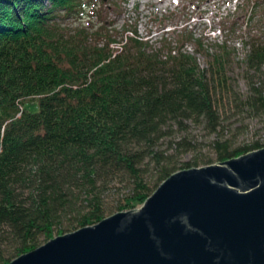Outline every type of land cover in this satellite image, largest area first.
<instances>
[{
    "label": "trees",
    "instance_id": "obj_1",
    "mask_svg": "<svg viewBox=\"0 0 264 264\" xmlns=\"http://www.w3.org/2000/svg\"><path fill=\"white\" fill-rule=\"evenodd\" d=\"M95 10L88 0H0V264L50 237L54 225L64 232L97 221L144 199L174 170L214 161L179 165L174 152L196 146L188 121L218 131L228 101L264 112V40L251 38L246 90L238 91L226 38L201 50L204 38L184 26L178 39L157 43L136 25L126 32L107 16L93 19ZM73 12L87 21L67 20ZM198 51L209 57L205 66ZM33 99L38 107L27 104ZM261 145L215 139L217 159ZM120 173L130 192L106 206Z\"/></svg>",
    "mask_w": 264,
    "mask_h": 264
},
{
    "label": "water",
    "instance_id": "obj_2",
    "mask_svg": "<svg viewBox=\"0 0 264 264\" xmlns=\"http://www.w3.org/2000/svg\"><path fill=\"white\" fill-rule=\"evenodd\" d=\"M5 264H264V145L176 169L140 205Z\"/></svg>",
    "mask_w": 264,
    "mask_h": 264
},
{
    "label": "rangeland",
    "instance_id": "obj_3",
    "mask_svg": "<svg viewBox=\"0 0 264 264\" xmlns=\"http://www.w3.org/2000/svg\"><path fill=\"white\" fill-rule=\"evenodd\" d=\"M114 1L117 2V5L120 6L121 9L124 8L121 11L116 9L113 0H88L91 4H95L97 10L99 8L101 16L104 15L112 18L114 20L113 24L117 28L121 30L125 29L126 32H129L130 28L136 25L140 33L150 35L152 38L157 39V43L160 42L159 38L162 36L167 40L170 38L178 39L180 34L178 32L182 31L184 26L191 28L194 34H201V37L204 38V48L200 46L202 48L201 50H206L207 47L212 49V46H209L212 42L221 41V37L226 38L227 46L232 50L231 57L237 60L236 64L232 63L229 65V67H234L232 69V76H234L235 89L238 91L246 90L247 82L243 69V56L250 47L249 42L251 38L257 41L264 40V0ZM107 2L111 3L108 10H106L104 6ZM92 8V5L87 6L88 10ZM79 13L80 12H73L66 19L74 21L75 23L81 18L86 22L88 19L87 15L83 13V15L78 18ZM220 14L224 18H229L221 19ZM100 15L99 12L97 13L95 10L93 19H98ZM91 32V30H87V33L90 34ZM98 37L96 36V38ZM173 42L174 41H172V43ZM112 44L115 46L117 45L115 42ZM185 44L189 48H193V43L189 39ZM197 55L200 64L205 66L208 63L209 57L202 51H198ZM262 67L264 68V64ZM26 102L33 108L38 107L37 99L27 100ZM228 102L223 107H220V114L224 127H221L218 131L205 125V121L187 122L186 131H188L189 135L196 141V146L188 150L174 152L179 159V165H181L183 160L195 157H211V159L216 160L218 157L215 139L217 138L226 139L227 142H230L232 145L250 142L256 138L264 141V112H254L249 109L247 110L245 107H240V105L236 106L231 102L228 104ZM183 132L185 131H182L179 127H175L176 135ZM203 163L206 162L200 159L199 164ZM151 170L146 171L145 177L153 184L155 175H152ZM120 175L121 173L111 180L110 184L113 186L111 189H108L106 195H104L105 198L103 203L106 206H114V204L116 206L117 200L125 198L130 192L128 186H121L123 180H118L122 177ZM156 185H154L152 189H154ZM142 201L143 199H135L132 206H138ZM113 211L108 210L104 214H109ZM60 227L64 228L66 226L54 225L51 236L61 232V230H59ZM48 238V236H44L43 234L41 236V242ZM14 255L12 256L14 257Z\"/></svg>",
    "mask_w": 264,
    "mask_h": 264
}]
</instances>
